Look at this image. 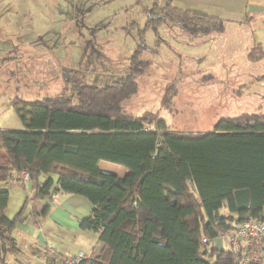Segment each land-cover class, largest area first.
Wrapping results in <instances>:
<instances>
[{
    "label": "trees",
    "instance_id": "1",
    "mask_svg": "<svg viewBox=\"0 0 264 264\" xmlns=\"http://www.w3.org/2000/svg\"><path fill=\"white\" fill-rule=\"evenodd\" d=\"M147 11L144 26L155 34L166 18L190 38L223 32L226 25L170 0L162 6L156 0ZM145 48L140 42L127 73L109 84L73 75L67 83L75 102L61 96L11 100L23 127L0 128V264L27 204L56 194L80 195L92 205L79 228L98 229L100 246L79 264L235 263L237 254L208 248L202 238L211 241L264 208V130L247 129L264 123V112L221 117L208 132L173 131L159 116H133L122 102L138 91L136 77L150 65L141 57ZM263 59L256 43L247 60ZM175 93L172 82L160 110L171 109ZM101 160L122 166L124 175L100 170ZM7 180L32 192L13 217L4 213Z\"/></svg>",
    "mask_w": 264,
    "mask_h": 264
},
{
    "label": "rangeland",
    "instance_id": "2",
    "mask_svg": "<svg viewBox=\"0 0 264 264\" xmlns=\"http://www.w3.org/2000/svg\"><path fill=\"white\" fill-rule=\"evenodd\" d=\"M154 1L0 0V128L23 127L13 99L61 96L75 102V90L67 83L73 75L102 86L126 74L140 42L146 46L141 57L150 65L136 77L138 91L122 102L133 116H159L173 131L208 132L221 117L264 112V79L254 81L264 74V59L247 60L252 39L262 40L264 48V19L255 14L251 24L242 25L228 22L225 11L205 9L201 12L226 20L223 32L190 38L166 18L155 34L144 26ZM172 2L184 5V0ZM199 2L207 8L218 4ZM208 74L212 78L204 79ZM172 82L176 93L171 109L160 110L162 94ZM247 129L262 131L264 123ZM106 163L111 165L105 166L107 172L122 174V166ZM4 186L12 192L4 213L12 217L17 185L7 180Z\"/></svg>",
    "mask_w": 264,
    "mask_h": 264
},
{
    "label": "crops",
    "instance_id": "3",
    "mask_svg": "<svg viewBox=\"0 0 264 264\" xmlns=\"http://www.w3.org/2000/svg\"><path fill=\"white\" fill-rule=\"evenodd\" d=\"M170 1L174 7L189 11L201 12L205 9L225 11L230 15V18H227L228 22L232 21L242 25L251 24L255 14H259L264 19V0H216L218 4L211 8H207V5L199 2L200 0H184V5H176L172 0ZM208 15L219 17L213 14ZM261 22L264 24V20ZM252 43V46L256 43L262 45V40L252 39ZM2 155L1 151L0 156ZM106 162L99 161L100 170L106 171L105 166H111ZM120 171L121 175L116 170L114 174L122 177L125 171L123 168H120ZM12 184L15 183L12 182ZM16 185L14 188L18 197L17 206L11 212L13 216L23 205L25 199L28 196L31 197L32 194L28 186ZM8 192L7 206L12 197V192L10 190ZM25 192L27 195L24 197ZM27 207L28 211L25 210L26 214L20 216L11 231L13 238L11 246L7 247L3 254L6 264H42L46 245H51L57 252L63 254H72L81 250L87 255L100 246L97 242L98 229L82 230L79 228L80 219L86 216L92 208L86 198L76 194H56L49 199L30 201ZM207 247L215 250L229 249L220 238L209 241Z\"/></svg>",
    "mask_w": 264,
    "mask_h": 264
},
{
    "label": "built area",
    "instance_id": "4",
    "mask_svg": "<svg viewBox=\"0 0 264 264\" xmlns=\"http://www.w3.org/2000/svg\"><path fill=\"white\" fill-rule=\"evenodd\" d=\"M228 248L236 255L234 264H264V208L258 217H248L225 232L219 233ZM209 241L202 238V243ZM87 257L84 251L63 254L46 245L42 264H79Z\"/></svg>",
    "mask_w": 264,
    "mask_h": 264
}]
</instances>
